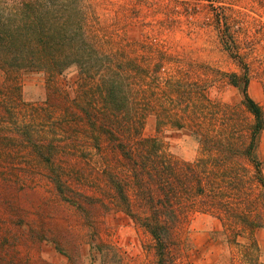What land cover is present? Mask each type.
<instances>
[{
    "label": "trees",
    "instance_id": "trees-1",
    "mask_svg": "<svg viewBox=\"0 0 264 264\" xmlns=\"http://www.w3.org/2000/svg\"><path fill=\"white\" fill-rule=\"evenodd\" d=\"M81 4L0 0V69L13 79L0 91V166L6 163L0 178L10 170L14 176L46 177L73 208L76 226L88 239L96 235L99 216L121 211L146 231L161 258L181 249L182 228L198 213L227 218L222 222L228 235L258 227L264 177L256 149L264 106L248 94L245 75L244 108L238 115L241 119L248 111L251 119L236 122V113H223L221 119L231 123L213 135L202 134L201 156L179 159L163 149L157 134H145L151 115L157 132L165 125L172 128V120L181 128L190 116L172 113V80L156 71L152 79L144 73L135 78L145 68L101 47L88 30ZM70 67L79 77L73 94L57 86ZM25 73L45 76L47 92L40 107L22 99L18 76ZM165 85L170 90L155 91ZM8 204L18 207L15 201ZM237 204L244 205L243 212ZM48 236L39 231L34 240Z\"/></svg>",
    "mask_w": 264,
    "mask_h": 264
},
{
    "label": "rangeland",
    "instance_id": "rangeland-1",
    "mask_svg": "<svg viewBox=\"0 0 264 264\" xmlns=\"http://www.w3.org/2000/svg\"><path fill=\"white\" fill-rule=\"evenodd\" d=\"M81 3L88 30L100 46L129 65L145 68L135 78L144 73L152 79L156 71L157 76L172 80V113L190 114L184 126L175 128L172 120V128L165 125L157 132L154 115L145 121V134H157L166 152L193 160L201 156L202 134L213 135L231 123L221 119L223 113H236V122L251 119L248 111L241 119L238 115L244 108L243 75L248 94L264 106V0ZM9 78L0 69V91L13 80ZM78 78L76 68L70 67L57 86L73 94ZM18 83L25 103L40 107L47 92L45 76L25 73L18 76ZM175 83H180L179 89ZM155 88L160 94L170 90L169 85ZM256 157L264 177V130ZM2 165L5 169L6 163ZM11 171L0 178V264H264V209L255 216L260 225L239 235L225 234L222 221L227 218L195 214L182 228L181 249L161 258L151 237L125 213L102 212V222L94 223L96 235L88 239L76 226L73 208L46 177L30 179ZM11 201L18 207L9 205ZM237 207L243 212V204ZM44 230L49 238L34 240ZM53 239L72 257L58 250Z\"/></svg>",
    "mask_w": 264,
    "mask_h": 264
}]
</instances>
